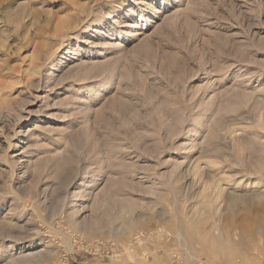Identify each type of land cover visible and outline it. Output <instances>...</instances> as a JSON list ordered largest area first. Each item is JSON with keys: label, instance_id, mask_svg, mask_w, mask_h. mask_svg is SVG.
Here are the masks:
<instances>
[{"label": "rangeland", "instance_id": "1", "mask_svg": "<svg viewBox=\"0 0 264 264\" xmlns=\"http://www.w3.org/2000/svg\"><path fill=\"white\" fill-rule=\"evenodd\" d=\"M46 248L264 264V0H0V264Z\"/></svg>", "mask_w": 264, "mask_h": 264}, {"label": "bare ground", "instance_id": "2", "mask_svg": "<svg viewBox=\"0 0 264 264\" xmlns=\"http://www.w3.org/2000/svg\"><path fill=\"white\" fill-rule=\"evenodd\" d=\"M216 187H219V186H216ZM220 188H219L217 194L220 193V195H221V191L223 192V189H220ZM214 193H215V191H214ZM228 196H229V200H230V204H231L229 207L233 208V204L235 205L236 203H238L235 201L236 200L238 201V199L240 197H242V194L231 190L228 192ZM218 208H219V206H218ZM218 208H216V209H218ZM132 209H133L132 207L128 208V212L132 213ZM120 218L123 219V222L121 223L120 228L114 230L115 234H117L118 236L125 235L128 231H131L133 229V227L136 225L134 219L126 220V219H124L125 217H123L122 213L120 215ZM46 249H43L44 251L41 250V251L23 252L21 255L13 258V259H15V260H13V262H15L16 264H43L46 260H48V258H50L51 254L53 253L52 250H50V249L46 250Z\"/></svg>", "mask_w": 264, "mask_h": 264}]
</instances>
